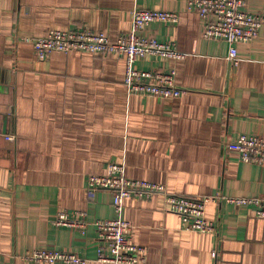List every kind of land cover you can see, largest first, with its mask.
Wrapping results in <instances>:
<instances>
[{"label":"crops","instance_id":"crops-1","mask_svg":"<svg viewBox=\"0 0 264 264\" xmlns=\"http://www.w3.org/2000/svg\"><path fill=\"white\" fill-rule=\"evenodd\" d=\"M134 8L179 13L176 25L152 22L140 34L172 43L184 57L144 55L133 63L174 68L179 98L128 95L121 55L71 51L39 59L21 40L87 29L114 41L130 33ZM243 9L264 13V0H246ZM202 27L186 0H0V264H32L20 258L32 248L113 264L96 260L92 224L115 216L111 193L87 191L88 177L110 162L123 163L130 179L179 195L264 194V165L229 150L238 133L264 135V25L236 45L235 65L227 44L202 38ZM61 211L85 212V233L54 225ZM122 217L145 249L141 264H264V218L248 205L208 201L210 233L185 229L162 193L126 198Z\"/></svg>","mask_w":264,"mask_h":264},{"label":"built area","instance_id":"built-area-1","mask_svg":"<svg viewBox=\"0 0 264 264\" xmlns=\"http://www.w3.org/2000/svg\"><path fill=\"white\" fill-rule=\"evenodd\" d=\"M246 0H186L187 11L196 13L203 21L201 36L206 40H222L227 44V59L234 65L238 63L236 45L249 43L264 25V13L243 9ZM131 31L120 35L114 41L103 33L87 29L50 30L45 36L22 37V41L31 44L39 59H45L52 52L71 51L93 54H117L125 59L123 83L128 95L151 96L159 100L176 99L183 94L175 83L176 70L136 69L133 66L138 57L151 55L178 60L185 53L178 51L170 42H159L150 35L140 32L148 24L158 22L176 25L179 13L174 10L134 8L131 12ZM8 140L14 137L7 135ZM240 161L264 165V135L238 133L229 144ZM106 190L111 193V202L115 216L110 219H97L92 222L97 235L96 260L113 264H141L145 262V249L132 240L131 225L122 217L124 200L150 199L156 193H162L166 210L176 214L185 229L200 233L215 230L213 222L205 219V205L208 201L224 198L235 206H251L257 217L264 218V194L259 196H201L190 197L167 191L163 186L130 179L125 176L124 165L110 162L105 172L90 175L87 181L88 193ZM52 223L66 226L85 233L88 220L85 212H58ZM215 255V253H213ZM21 259L32 264H86L87 259L76 252L50 248H32L26 250Z\"/></svg>","mask_w":264,"mask_h":264}]
</instances>
